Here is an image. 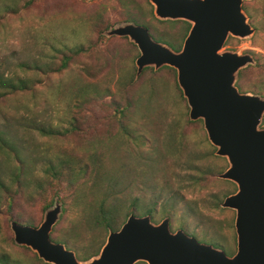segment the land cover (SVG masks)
<instances>
[{
	"label": "rangeland",
	"instance_id": "374dc122",
	"mask_svg": "<svg viewBox=\"0 0 264 264\" xmlns=\"http://www.w3.org/2000/svg\"><path fill=\"white\" fill-rule=\"evenodd\" d=\"M6 5H13V1L0 0V10ZM243 7L255 32L244 39L230 38L225 47L241 53L250 52L254 56L255 64L245 66L237 73V87L244 90L240 92L257 93L264 97V90L259 89L264 82V0H245ZM2 18L0 74H10L13 78L27 75L33 79L36 73H25L21 64L50 62L57 51L65 46L82 44L86 47L85 52L71 59L67 69L51 74L47 79L42 77L45 85L35 87V98L19 97L24 102L20 114L25 119L17 121L13 117L0 115V128L13 133L23 146L34 151H45L47 148L49 152L63 150L77 156L99 154L104 159L116 151V172L121 171L109 182V186H114L109 203L122 210H130L127 201L135 195L144 196L140 206L146 202L147 197L154 200L160 195L158 203H175L180 205L179 209L197 204L193 217L196 223L200 218L199 208L203 204L222 202L228 195L225 194L235 187L232 181L217 176L227 168L228 161L215 153L216 147L205 134L202 121L190 120L185 108L186 99L178 95L176 70L171 66L174 72L170 68H162L167 65L158 69L147 66L146 70L143 68L144 71L136 76L135 58L139 54L136 45L126 36H107L103 33L112 26L134 18L148 25L156 40L161 42L159 38L162 37L167 45H172L183 35L185 24L182 20L158 19L148 0H39L29 7H22L15 14H4ZM78 81L88 83L90 88L101 89L102 96L92 94L87 102L75 105L76 91L71 97V92L66 88L72 82L77 85ZM143 88L147 91L145 108L142 109L145 114L141 116L134 107H130L126 110L129 113L123 118L124 122L143 132L149 139L148 147L138 148L121 134L116 117L108 122L106 117L114 113V108L109 105L111 102L113 105H125L128 99L136 103L138 91ZM155 96L157 98L154 99ZM70 114L74 115L79 126L73 134L51 139L35 129L36 126L44 125L62 128L66 126ZM96 119H100L101 124L91 134H87L85 127ZM109 137L111 147L106 143ZM39 158V165L45 162V158ZM37 159L34 155V160ZM145 159L155 160L156 166L148 167ZM158 161L162 167L154 176ZM7 171L5 169L0 176H6ZM95 179L91 172H87L75 185L66 181L54 184L56 194L50 205L57 199L62 205V212L50 233L52 241L63 236L62 233H69L71 227L79 223L80 227H90L89 232L93 234L87 233V237L95 236L99 239L98 254L109 231L103 234L94 228L92 215L95 209L89 205L85 207L86 203L97 205L102 196V191L100 195H95L93 191ZM144 185L149 189H145ZM41 205V200L26 203L18 201L11 213H0V253L10 255L15 264L36 262L29 247L30 250L17 245L14 240L10 241L13 239L10 221H32L27 224L38 225L44 217L45 209L50 206L42 210ZM209 215L214 218V215ZM229 218L230 213L223 212L220 220L223 225H227ZM223 234L226 236L228 232ZM67 248L72 249L81 260L77 255L79 252L72 247Z\"/></svg>",
	"mask_w": 264,
	"mask_h": 264
},
{
	"label": "water",
	"instance_id": "95a60500",
	"mask_svg": "<svg viewBox=\"0 0 264 264\" xmlns=\"http://www.w3.org/2000/svg\"><path fill=\"white\" fill-rule=\"evenodd\" d=\"M245 0H149L160 20L191 23L179 51L155 40L147 27L126 21L110 27L107 36H126L138 48L136 76L143 68L164 65L176 70L177 83L189 107L190 120L202 119L215 153L228 161L217 176L236 184L222 207L235 210L237 251L197 242L168 218L153 223L149 215L129 214L117 230H109L98 254L79 260L63 242L50 238L62 212L57 199L45 209L38 225L10 221L13 240L29 247L48 264H264V97L240 92L239 69L255 64L251 53L223 50L228 36L244 39L255 32L243 9Z\"/></svg>",
	"mask_w": 264,
	"mask_h": 264
},
{
	"label": "trees",
	"instance_id": "16d2710c",
	"mask_svg": "<svg viewBox=\"0 0 264 264\" xmlns=\"http://www.w3.org/2000/svg\"><path fill=\"white\" fill-rule=\"evenodd\" d=\"M12 1L13 5H6L0 10V23L4 19L2 18L4 14H15L19 11V9L21 10L22 7H29L39 0H23L22 3L20 0ZM133 20L135 19L133 18ZM160 39H162V37H160ZM135 48L137 50L136 46ZM85 50L86 47L84 45L73 44L58 50L55 58L50 62H44L42 64L36 63L33 65L26 63L21 64L20 67L25 73L27 71L33 74L36 73V76L33 79L31 76L27 75H21L13 78L12 75L2 72L0 74V115L4 117H13L17 121L25 119V116L20 114V111L24 108V102L22 101V98L19 97L29 96L35 98V87L38 85H45L41 79L42 77H46L47 79L51 74L60 73L67 69L71 59L80 53L85 52ZM162 68H170L174 72V69L169 66H164ZM146 69L147 68H144V70ZM144 70H142V72ZM133 79L134 78H132V80ZM130 81L131 80L129 79V82ZM175 84L178 88L179 97L185 100L176 80ZM262 84L263 86H261L260 83L258 85L264 87V82H262ZM261 87H259V89L264 90V88ZM66 89L71 92V97L74 91H76L75 95L77 98L75 105H78L79 102H87L89 100L88 98L92 94L102 96L101 89L90 88L88 83H83L82 81H78L77 85H73L72 82V84L67 86ZM107 92L108 90L105 88V93ZM146 94L147 91L145 88L139 90L136 97V103H132L128 99H126L125 105H120L119 103L113 105L111 102L109 105L114 108V113L113 115H107L106 117V122H108L109 119L116 117V120L120 124L119 130L121 131V134L124 135L127 140L129 139L133 142L138 148L145 146L148 147L150 141L143 132H139L140 130L131 127L128 122H124L123 118L127 116L126 113H129L126 110L130 107H134L136 112L141 116H143V113L145 114L142 109L145 108L144 100H147ZM149 97L151 98V95H149ZM155 98L157 97L155 96L154 99ZM185 108L188 111L187 105ZM186 113L187 112L185 111V115ZM187 121L190 122V120ZM100 124V119L93 120L89 126L85 127L87 134H91L95 131V127ZM35 129L41 135L54 139L67 134H73L75 130L79 129V126H77L74 115L70 114L66 126L62 128H55L52 126L45 127L44 125L36 126ZM106 143L111 147V137H109ZM113 153L114 154H109L108 157L104 159V157L99 154L77 156L75 153L63 150L49 152L48 148L45 151L29 150L16 140L13 133L8 132V130L4 128H0V173L4 172L5 169L8 170V174L6 176H0V213H3L4 211L11 213L15 202L17 203L18 201L26 203L41 200V208L44 210L52 203L54 194H56V190L54 189L55 183L66 181L70 185H75L81 177L86 176L87 172L88 174L91 172L96 178L92 184L95 195H100L101 191L104 193L103 194L101 192L102 196L100 195L97 205H94L93 203L85 204L86 208L91 206L95 209V213L92 215L93 226L94 228L101 230L103 234L108 232V230H117L129 213L144 214L151 212V209L144 207L143 204L158 202L160 195L156 196L154 200L147 197L146 202L141 204V206L140 202L144 201V196L135 195L127 201L130 206V210H122L119 206L113 204L111 205V203H109L110 197L112 196L111 192L114 187L113 184L109 186V182L116 178V173L121 171L119 167L120 171L116 172V163L118 161L116 158H118V155L116 151ZM33 154L37 156V160H34ZM39 157H42L43 160L45 158V162L43 161L40 165L39 163L41 162V159ZM159 163L160 161L157 162L158 169L156 171L154 169V176L160 172L162 167V164ZM105 165L106 168H104ZM146 165L148 167H155L156 161L148 159ZM196 180L197 179L194 181ZM144 187L145 189H149L145 185ZM51 191L54 193L51 194ZM216 201L219 202V200ZM31 222L32 221H27V223ZM89 231L90 227L83 228L79 226V223H77V225L71 227L68 231L69 233H62L63 236L54 240L65 243L67 247L74 248L77 252H79L77 255L86 260L97 253V244L99 245V239L97 237H87V233L89 235L93 234ZM10 241L12 242L13 239H10ZM78 245L80 248H78ZM22 247L29 249L26 246ZM33 259L36 264L37 261L40 262L39 264H48L43 262L34 252ZM0 264H15V262L10 259V255L2 252L0 253Z\"/></svg>",
	"mask_w": 264,
	"mask_h": 264
},
{
	"label": "flooded vegetation",
	"instance_id": "af4514ba",
	"mask_svg": "<svg viewBox=\"0 0 264 264\" xmlns=\"http://www.w3.org/2000/svg\"><path fill=\"white\" fill-rule=\"evenodd\" d=\"M244 2H243V6H244ZM127 20L133 21V22H135V24L143 25V26L148 28L147 25H144V24H142L136 20H133L132 18H129ZM177 20L181 21L182 19H176V20H171V21H177ZM182 21L185 24V28H184V32H183L181 39L180 38L177 39L176 42H172L169 39L172 42V45L171 44L170 45L168 44V45L171 46L175 51H179L182 48L184 39L187 36V34L190 30V27H191L190 22L185 21V20H182ZM148 30L150 32L149 28H148ZM150 34H151V32H150ZM112 36H116V35H112ZM152 37H153V35H152ZM230 38H234V37L228 36V38L226 39V41L224 43L223 50L228 49V47H225V46H226L227 40H229ZM162 40L164 43H166V41H164L165 39L162 38ZM162 40H161V42H162ZM248 65H252V64H248ZM241 69H239V71ZM239 71H238V73H239ZM235 85L238 86L237 80L235 82ZM239 91H244V90L239 89ZM200 120L202 121V119H200ZM202 124H203V121H202ZM260 127H264V115L262 117ZM205 134H206V132H205ZM234 186H235L234 188L232 187L233 188L232 191L226 193L225 195L235 192L237 188H236L235 184H234ZM196 205L197 204H191V205H188L186 208H184L182 206L183 208L179 209L180 205L175 204V203L160 204V203L156 202V203L143 204L144 207L151 209V212H149V213H144V214L129 213V214H134L136 216L149 215L151 218V221L153 223H159L162 219L168 218L169 229L171 232H175L178 229H181L187 235L193 237L199 243H202L204 245H210L213 249H216V250H222L227 256L234 255L235 252L237 251V233H236V228H235L236 212H235V210L232 208L222 207L221 202H219V203L212 202V203H208V204H203L202 207L199 208L201 211L200 212V218L196 223H194L193 217L195 216V209L197 208ZM223 212L230 213V218L228 219L227 225H223V223L220 220V217H221ZM209 214L214 215V218H211ZM128 215L126 216V218L128 217ZM126 218H125V220H126ZM122 223H121V225H122ZM226 231L228 232V235L225 236L223 233ZM222 236L224 237V239L222 238ZM55 242H59V241H55ZM80 259L84 260L82 258H80ZM134 264H148V263L146 261L139 260V261L135 262Z\"/></svg>",
	"mask_w": 264,
	"mask_h": 264
}]
</instances>
